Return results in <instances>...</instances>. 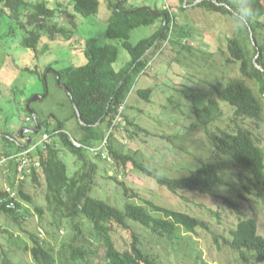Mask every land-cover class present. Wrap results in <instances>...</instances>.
I'll return each mask as SVG.
<instances>
[{
    "label": "trees",
    "instance_id": "trees-1",
    "mask_svg": "<svg viewBox=\"0 0 264 264\" xmlns=\"http://www.w3.org/2000/svg\"><path fill=\"white\" fill-rule=\"evenodd\" d=\"M71 1L70 8L62 4L51 6L48 0H0V42L18 41L26 51L46 53L50 50L49 44L39 50L45 35L55 41L57 36H65L71 28L77 26L78 15L88 18L97 15L100 10V0ZM181 4L190 3L188 0H181ZM108 6L111 16L106 35L109 39L120 42L129 52L131 59L120 70H116L114 64L119 59L120 48L114 45L100 46L97 39L93 38L86 41V65L70 66L58 71V82L68 87L74 108L76 106L80 112L81 120L75 108L74 116L78 121V131L81 132V138L76 140L83 145L81 148L74 146L71 135L65 130L64 122L58 121L54 129L50 130L39 121L37 115L33 119L31 111H35L31 105L28 108L27 102L25 103L27 115L40 127L38 131L36 126L33 129L42 136L49 133L51 142L45 148L37 147L30 154L32 161L39 162L40 167L26 174L24 180L27 178L35 185L44 186V204L35 208L41 222L47 217L49 225L56 228H60L65 221L71 223L76 235L68 246L62 245V250L68 249L73 262L88 264L87 256L90 252L87 245L91 244V240L82 238L84 231L79 224L81 220H85L92 227L93 237L102 243L105 264H160L159 254H154L144 247L133 224L172 243L181 238L183 231L193 234L198 228L207 229V224L189 213L152 202L144 206L131 201L136 196L130 195L124 183L116 176L107 178L124 188L127 200L122 209L108 203L109 201L93 197L98 167L87 153L91 152L93 159L104 161L90 148L98 146L106 138L120 107L124 105L122 117L125 122L118 124L109 137V157L112 155L124 166L132 163L138 170L152 175L150 167L141 164L131 155H123L114 146L115 134L124 133L128 128H132L134 135H139V132L148 133L134 118L127 115L125 110L134 111L138 102L152 101L154 88L148 87L138 89L136 99L129 102L137 80L147 73L152 60L148 57L149 53L154 49L160 50L168 42H177L182 49L190 52L191 49L186 44L183 45L179 26L168 9L136 8L130 5V0H108ZM254 6L256 14L249 28L244 32L235 31L234 36L228 39V52L224 60L226 69L222 77L218 78V85H213L212 96L203 107L194 106L193 109L198 124L208 126L221 121L225 117L224 107H229L233 114L229 120L234 128L222 130L220 134L208 131L212 143L210 157L199 163L188 176L157 177V182L174 194L188 192L212 195L225 186H232L231 188L240 192L241 188L231 184L227 178L229 168H238L259 183H264V149L255 133L243 124L246 120L261 121L264 117V0H255ZM197 7L209 13L227 16L217 0H201ZM60 15L66 20L64 25L58 21ZM158 20H161V26L152 36L142 39L137 45L130 43L134 30L153 26ZM174 33L178 35V41L172 40ZM22 71L29 76H38L44 83L47 81L46 73H40L38 68H22ZM6 134L11 142L10 139L14 137ZM133 134L127 139L134 140ZM32 146L33 142L28 141L15 144V149H6L3 156L11 157ZM61 148L73 153L82 163L73 176L69 175L68 166L61 158ZM10 167L16 176V163L11 162ZM11 182L14 186L15 182ZM23 185V182L19 185L14 210L7 209L1 202L8 198V194L0 189V214L12 218L20 228L30 218L27 208L33 202V196ZM14 189L12 187V190ZM225 202L231 207L230 200L225 199ZM233 209L236 211L238 222L230 232L231 237L224 238L225 244L238 253L243 262L251 260L264 263V237L259 234L257 220L246 218L238 208ZM119 231L131 233L129 247L126 249H120L117 245L116 234ZM30 239L31 245L25 246L24 251L30 254L34 264L57 263L55 250L48 240L33 232H30ZM0 264L13 263L5 256Z\"/></svg>",
    "mask_w": 264,
    "mask_h": 264
},
{
    "label": "rangeland",
    "instance_id": "rangeland-1",
    "mask_svg": "<svg viewBox=\"0 0 264 264\" xmlns=\"http://www.w3.org/2000/svg\"><path fill=\"white\" fill-rule=\"evenodd\" d=\"M48 1L51 6L62 4L71 8V0ZM100 1L98 14L88 18L78 15L77 26L71 28L67 35L57 36L55 41L45 35L39 50L45 44L50 45V50L44 54L26 51L18 41L0 42V160L5 158L3 153L6 149L12 151L15 144L24 142L21 136L27 133L25 128L34 127V122L24 108L25 103L28 105L33 99L35 101L31 107L45 126L53 130L57 122L62 121L69 135L77 140L81 138L78 121L74 116V105L68 92L58 82L57 74L66 67L87 64V40L94 38L100 46L114 45L120 48L119 59L114 64L116 70H120L131 59L120 42L107 37L111 10L108 0ZM188 2L189 5H183L181 0H130V5L136 8L163 10L166 7L175 17L183 45L190 47L191 52L182 49L177 42H168L160 50L154 49L149 53L148 57L152 60L147 73L137 80L129 102L136 99L138 89L148 87L154 88L152 101L138 102L134 111L125 110L148 133L139 132V135H134L132 128H128L124 133L115 134L114 146L123 155H131L141 164L150 167L152 175L138 170L132 163L124 166L112 155L102 161L93 159L94 155L88 152L98 167L96 188L92 196L122 209L127 200L124 188L107 178L116 176L124 183L129 194L136 196L131 201L144 206L152 202L189 213L207 224V229L198 228L193 234L183 231L181 238L173 243L133 224L144 247L159 254L160 264H260L251 260L243 262L238 253L225 244L224 238L231 237L230 232L238 222L233 207L238 208L246 218L256 219L259 234L264 237V183H259L238 168H229L227 178L231 184L241 188L240 192L232 186H225L212 195L188 192L174 194L157 182L159 176H188L199 163L210 157L212 143L208 131L220 134L222 130L234 128L229 120L233 116L229 107H224L225 117L221 121L208 126L199 125L193 113L194 106L201 108L206 104L213 94V85H218V78L224 74L228 39L235 32L232 21L228 16L198 8L201 0ZM59 17L58 21L64 25L66 20L62 15ZM160 26L161 20H158L153 26L134 30L130 43L137 45L142 39L152 36ZM172 40L178 41L176 33L172 35ZM22 68H38L40 73H46L47 81L44 83L36 75H27ZM39 96L42 98L36 100ZM243 124L255 133L264 149V117L261 121L246 120ZM6 133L14 137L10 139L11 142ZM132 134L134 140L127 139ZM29 137L34 146L41 147V133L30 134ZM61 158L67 164L70 176L82 166L73 153L63 148ZM10 165L9 162L0 168V189L5 191L6 188L14 187L13 191L17 193L23 182L25 190L33 196V202L27 208L30 218L23 223L22 228L12 218L0 214V262L6 256L13 264H34L30 254L24 251L25 246L31 245L30 232H33L51 243L57 257L56 264H78L70 259L67 248L62 250V245L68 246L76 235L71 223L65 221L60 228H56L49 225L47 217L41 222L35 208L44 204L43 184L38 186L30 179L24 180L18 174L15 176ZM10 180L15 182L14 186ZM225 199L230 200L233 206L227 205ZM79 224L84 231L82 238L91 240V244L87 245L90 252L87 263L105 264V250L101 241L93 237L91 225L85 220ZM130 240V231H119L116 234L120 249L128 248ZM77 244L80 245L79 242Z\"/></svg>",
    "mask_w": 264,
    "mask_h": 264
},
{
    "label": "built area",
    "instance_id": "built-area-1",
    "mask_svg": "<svg viewBox=\"0 0 264 264\" xmlns=\"http://www.w3.org/2000/svg\"><path fill=\"white\" fill-rule=\"evenodd\" d=\"M124 105L120 107L119 114L117 118L114 121L113 127L109 130L108 135L106 138L96 147L90 148L92 152H94L96 155L101 156L103 159H108L109 158V143H110V135L115 131V128L118 124H124L123 121V110H124ZM71 140L76 148H81L83 145L77 141L75 138L72 136ZM51 142V136L49 133H45L42 136V141H41V147H46L48 143ZM37 148V146H32L26 149L25 151L19 152L11 157H5L0 160V168L7 166V164L10 162H15L17 165V170H18V175L20 178H25V174H30L34 168H39L40 163L39 162H34L30 158V154ZM6 193L8 194V198L1 200L3 204H5L6 208L9 210H14L16 209V202H17V193L14 192L11 188H6Z\"/></svg>",
    "mask_w": 264,
    "mask_h": 264
},
{
    "label": "clouds",
    "instance_id": "clouds-1",
    "mask_svg": "<svg viewBox=\"0 0 264 264\" xmlns=\"http://www.w3.org/2000/svg\"><path fill=\"white\" fill-rule=\"evenodd\" d=\"M223 12L230 17L232 29L244 32L256 14L255 0H217Z\"/></svg>",
    "mask_w": 264,
    "mask_h": 264
},
{
    "label": "water",
    "instance_id": "water-1",
    "mask_svg": "<svg viewBox=\"0 0 264 264\" xmlns=\"http://www.w3.org/2000/svg\"><path fill=\"white\" fill-rule=\"evenodd\" d=\"M57 79L60 80V77L58 76ZM60 85H61L63 88H65V90L68 92L69 95H71V93H70V91H69V89H68V87H67L66 85H64V84H62V83H60ZM43 97H44V96H43ZM41 98H42V96H41V97L39 96V97H37L36 100H39V99H41ZM34 101H35V99H33V100H31L30 102H28L27 107L29 108L30 105H31V103L34 102ZM75 108H76V111H77L78 117H79L80 120H81L80 112L77 110V107H76V106H75ZM30 111H31V110H30ZM31 114H32V116H33L34 118L36 117V115H35L34 112L31 111ZM81 122H82V121H81ZM38 130H40V127L37 128V131H38ZM22 134H23V133H22Z\"/></svg>",
    "mask_w": 264,
    "mask_h": 264
},
{
    "label": "crops",
    "instance_id": "crops-1",
    "mask_svg": "<svg viewBox=\"0 0 264 264\" xmlns=\"http://www.w3.org/2000/svg\"><path fill=\"white\" fill-rule=\"evenodd\" d=\"M131 4V3H130ZM156 8H158V7H156ZM163 9H167L166 7H164ZM36 115V114H35ZM34 118V117H33ZM34 126H36V128H39V126H37L35 123H34ZM30 128V127H29ZM29 128H25L24 130L27 132V133H25L24 135H26L27 136V138H26V140H24V141H28V142H32V138H30L29 137ZM33 128V127H32Z\"/></svg>",
    "mask_w": 264,
    "mask_h": 264
},
{
    "label": "flooded vegetation",
    "instance_id": "flooded-vegetation-1",
    "mask_svg": "<svg viewBox=\"0 0 264 264\" xmlns=\"http://www.w3.org/2000/svg\"><path fill=\"white\" fill-rule=\"evenodd\" d=\"M34 127H35V126H34ZM34 127H33V128H34ZM33 128L30 127V128L28 129V130H29V135H30V134H37V132H36ZM21 137H22L23 141L26 140V138H27V136L24 135V134H22Z\"/></svg>",
    "mask_w": 264,
    "mask_h": 264
}]
</instances>
